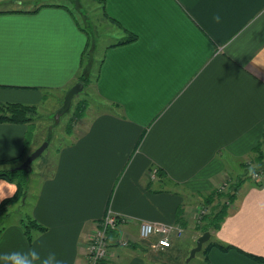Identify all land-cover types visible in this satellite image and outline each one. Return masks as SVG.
<instances>
[{"label": "crops", "instance_id": "obj_1", "mask_svg": "<svg viewBox=\"0 0 264 264\" xmlns=\"http://www.w3.org/2000/svg\"><path fill=\"white\" fill-rule=\"evenodd\" d=\"M95 1L136 39L107 45L94 87L104 107L85 111L59 148L31 212L11 219L10 204L0 215L9 219L0 253L36 248L84 264L88 235L110 210L128 217L120 229L129 244H111L100 264H163L139 240V222L180 224L187 247L197 206L227 177L238 186L210 241L229 248L212 246L207 264H264V176L244 178L264 139V0ZM45 3L0 9V102L56 108L78 80L87 33L67 6ZM27 130L0 123V165L37 146L26 152ZM27 217L45 227L30 239Z\"/></svg>", "mask_w": 264, "mask_h": 264}, {"label": "rangeland", "instance_id": "obj_2", "mask_svg": "<svg viewBox=\"0 0 264 264\" xmlns=\"http://www.w3.org/2000/svg\"><path fill=\"white\" fill-rule=\"evenodd\" d=\"M23 1L28 3L25 5L13 6L6 4L7 3L6 0H0V9H6L10 7L26 8L38 4L39 2L40 4L42 2L44 3L48 2L49 4H54V3L64 4L72 12H74L78 23L80 24V26L84 28L88 37V43L86 46V50L84 51L85 52L84 56L82 58L83 60L81 63L82 67L79 72V74L84 73V75L87 77V80L83 83L80 90L72 96L69 108L66 109L64 112H62L61 114L58 115L56 111L59 107L62 106L64 94L69 87L65 90L61 99V103L56 108L51 107L49 105H41V104L38 105V107H36V114H34L33 116L32 128H31L33 132L32 141L30 147L26 150V152H29L30 148H32L34 144H37L38 146L44 141H48V144L46 148L43 150V152L37 158H35L30 164V168H29L30 170L28 172L29 174L27 176L28 181L25 185L26 186L25 195L23 196V198L19 199L17 203H14L15 205L11 204L12 205L11 207H16V209L10 214L11 219L18 218L19 215L25 214V212H28V210L29 213L31 212L32 207L36 203L38 192L43 177L45 175V172H48L50 170L52 161L55 160L58 154V150L61 149L60 147L61 146L63 147L67 141L69 143L71 138L76 134H78V132L81 130V122L85 113L91 112V110H95V108L101 109L104 107L99 102L94 89L96 85V77L98 73L99 62L103 57L104 50L106 49L107 45L112 43H117L122 38H125L130 34V32L125 30L123 27L119 25H115L107 17H105L103 15V7H102L103 5H100V2L95 0H23ZM81 104L85 105V109L82 116L81 117L74 116L77 107ZM26 126L30 128L31 125L29 126L28 124H26ZM258 145L260 147V150L262 151V154L256 156L258 157L257 160L259 162L253 165V163L247 161L246 164H244L245 166L243 165L245 171L244 173L247 174L246 177L244 178L251 177L254 180H258L259 178L264 176V169L263 170L261 169V167H264V139H262ZM257 147L258 146H255L253 148L251 153L252 156H254L253 154L256 153ZM27 155L28 154H25V157ZM236 161H238V164L234 165L233 169L239 170L242 168L240 164L241 160H236ZM20 163L21 162L19 160H16L11 164L0 165V169L16 168ZM231 173L236 175V172L233 170ZM255 173H257L258 176L260 177L258 178L255 177L254 176ZM221 178H223L221 183H224V187L221 190H219V192L226 191L230 187L228 186L229 181H227V179H224L227 177H221ZM234 181L235 179H233V182ZM223 201L224 198L222 201L221 200L217 201L215 199L214 202H212L211 204H206L203 202L199 204V206H197L195 222L192 224V228L196 231V233L198 232V236L201 235L203 231H205L202 230V225L204 224L205 221V215L211 213L213 209L216 210L217 206L223 203ZM19 202H21V204ZM18 207H20V209ZM8 220L9 219L5 221L1 220L0 226H2L3 223ZM211 230L212 228H210L208 231L211 232ZM184 235H185V231L179 237L174 236L170 248L165 250H160V249L154 250L156 253L157 252L159 253V259L160 256L162 257L161 259L163 260V264L186 263L185 259L190 251L187 248H189L190 246L192 247L195 246L197 238L192 240L191 243H189V245H187L186 247V245L183 243L178 244L179 239L182 240ZM212 238L213 236H211L209 240H212ZM209 240H207L206 242H208ZM148 244L153 245V242L149 241ZM203 244L205 245V243ZM203 258L204 256L202 252L198 251L196 252L195 256L187 262V264H200L203 262ZM157 262L158 264H160L159 261Z\"/></svg>", "mask_w": 264, "mask_h": 264}, {"label": "trees", "instance_id": "obj_3", "mask_svg": "<svg viewBox=\"0 0 264 264\" xmlns=\"http://www.w3.org/2000/svg\"><path fill=\"white\" fill-rule=\"evenodd\" d=\"M44 5V4H42ZM48 5V4H45ZM136 39V35L130 33L127 37L121 39L116 43L118 44H124L127 42H131ZM87 80V77L84 75V73H81L78 77L77 81H82L83 83ZM85 103V102H84ZM82 106V107H81ZM85 109V105L81 104L77 107L74 116L81 117ZM36 114V107L33 105H26L18 102H0V123L3 122H10V123H23V124H28L30 128L28 127L25 139H26V147L29 145V143L32 141V121H33V116ZM257 150L259 152L258 156L262 154V151L260 150L259 145H256ZM261 151V152H260ZM25 158V154L22 153L20 154L19 157H15L12 159H9L8 162L10 161L11 163L15 162L16 160H19L20 162ZM30 169L27 171L24 169H17V168H5V169H0V178L7 179L9 181H13L16 184V190L13 195L6 197L0 201V215L3 214L6 210L7 207L10 204L16 203L19 199L23 198L25 195V185L27 183V176L28 172ZM237 184L232 185V189L230 187L226 191H220L217 189H214L211 191L209 194H207L204 197V203L206 204H211L214 202V200L217 197H223L224 201L223 203L219 204L216 208V210H212L211 213L205 215V221L204 224L202 225V230H209L210 228L212 229H217L220 226V223L222 219L224 218L228 205L233 201L234 196H235V190L237 188ZM22 225L24 226L26 230V235L28 239H30V234L29 232L32 229H38V230H44L45 227L42 226L39 222H37L33 218H26L25 220H22ZM114 232H111L110 234H113ZM210 238V237H209ZM209 238L207 240H209ZM140 240V239H139ZM206 240V241H207ZM204 242L205 245L203 244V247L201 248V252L204 256L203 262L200 264H207V253L209 249L212 246L217 245L221 249H227L229 248L228 245H222L214 241H208ZM141 242H147L144 240H141ZM171 247V246H170ZM168 247V248H170ZM166 248V249H168ZM165 250V249H164ZM199 251V252H200Z\"/></svg>", "mask_w": 264, "mask_h": 264}, {"label": "built area", "instance_id": "obj_4", "mask_svg": "<svg viewBox=\"0 0 264 264\" xmlns=\"http://www.w3.org/2000/svg\"><path fill=\"white\" fill-rule=\"evenodd\" d=\"M156 169L150 171V177L155 178ZM258 176L257 173L254 174ZM262 178V177H261ZM259 178L258 180H260ZM226 182V181H225ZM224 187V183H220L218 190ZM128 222V217L122 214H115L107 210L97 227L88 235L86 251L84 254V264H100L108 257V247L111 244L127 245V239L120 226ZM114 232L113 234H110ZM183 227L180 224L164 223L158 221L142 220L138 225V235L140 240L152 241L155 249L164 250L172 245L174 236H181Z\"/></svg>", "mask_w": 264, "mask_h": 264}, {"label": "clouds", "instance_id": "obj_5", "mask_svg": "<svg viewBox=\"0 0 264 264\" xmlns=\"http://www.w3.org/2000/svg\"><path fill=\"white\" fill-rule=\"evenodd\" d=\"M215 20H219V14L213 17ZM8 189V192H4V188ZM16 184L13 181L7 179H0V199L5 198L9 193H14ZM0 258L3 259V264H65L63 260L57 259L55 252H48L46 256H42L41 252L36 248H28L23 251H11L0 253Z\"/></svg>", "mask_w": 264, "mask_h": 264}, {"label": "water", "instance_id": "obj_6", "mask_svg": "<svg viewBox=\"0 0 264 264\" xmlns=\"http://www.w3.org/2000/svg\"><path fill=\"white\" fill-rule=\"evenodd\" d=\"M83 82L81 81H77L75 82L73 85H71L67 91L64 94V99H63V103L62 106L59 107L56 111V113L59 115L62 112H64L66 109L69 108V105L71 103V99L72 96L78 92L80 90V88L82 87ZM48 144V141H44L43 143H41L40 145H38L35 149H33L30 153H28V155L21 161V163L16 167L17 169H24V170H28L30 168V164L31 162L37 158L42 152L43 150L46 148ZM210 237V232L208 230L203 231L201 233V235H199L196 239V243L195 246H193L190 251L188 256L185 259V264H187V262L193 258L196 254V252L200 251L202 248L203 243Z\"/></svg>", "mask_w": 264, "mask_h": 264}]
</instances>
